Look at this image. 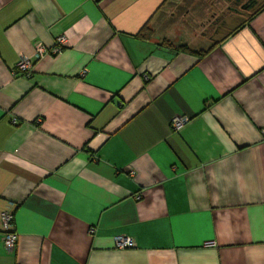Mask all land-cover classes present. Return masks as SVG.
I'll return each instance as SVG.
<instances>
[{
    "label": "crops",
    "instance_id": "0c3cea01",
    "mask_svg": "<svg viewBox=\"0 0 264 264\" xmlns=\"http://www.w3.org/2000/svg\"><path fill=\"white\" fill-rule=\"evenodd\" d=\"M162 3L0 0V264H264V9L217 39Z\"/></svg>",
    "mask_w": 264,
    "mask_h": 264
},
{
    "label": "rangeland",
    "instance_id": "374dc122",
    "mask_svg": "<svg viewBox=\"0 0 264 264\" xmlns=\"http://www.w3.org/2000/svg\"><path fill=\"white\" fill-rule=\"evenodd\" d=\"M253 0H184V3L188 6L190 4L192 8L193 17L182 16L179 13V9H175L173 3H169L165 12H163L158 19L157 28L158 32H165L168 28V24L171 22L170 15L173 11L178 12V22H185L186 24H193L196 27L198 35L221 38L225 33L231 31V28L236 24H240L245 20H248L252 15V10L248 6L251 5ZM256 4L260 6L264 4V0H255ZM258 5V6H259ZM182 7V6H181ZM194 11V13H193ZM186 17V18H185ZM226 17L236 21H231L226 27H219L221 22ZM218 29V32L215 30Z\"/></svg>",
    "mask_w": 264,
    "mask_h": 264
},
{
    "label": "built area",
    "instance_id": "2783aa9c",
    "mask_svg": "<svg viewBox=\"0 0 264 264\" xmlns=\"http://www.w3.org/2000/svg\"><path fill=\"white\" fill-rule=\"evenodd\" d=\"M66 44H67V39L65 36H59L56 39L55 45L51 48H48L44 44H38L35 49V60L38 61L44 59L47 56L59 55L63 51ZM35 60L27 56H23L16 66L15 75L21 74L25 77H31ZM188 122L189 119L186 117H175L171 122V126L174 131L179 132L185 128ZM140 198L141 196L138 195L137 199ZM1 220L3 227L5 228V230H7L4 239V244L8 250H15L19 240V236L17 233L11 230L15 221L14 214H12L11 212H3L1 215ZM89 233L93 235L95 233V228H91L89 230ZM115 243H116V247L122 250L131 249L135 247L134 240L127 236L117 237L115 239Z\"/></svg>",
    "mask_w": 264,
    "mask_h": 264
},
{
    "label": "trees",
    "instance_id": "16d2710c",
    "mask_svg": "<svg viewBox=\"0 0 264 264\" xmlns=\"http://www.w3.org/2000/svg\"><path fill=\"white\" fill-rule=\"evenodd\" d=\"M169 1L170 0H163V3L161 4L160 7H163ZM258 5L259 4H256V1L253 0L252 3H251V5L248 6L250 9H253L252 10L253 13H252L251 17L248 20H251L255 15H257L258 13H260L264 9V4L261 5V6L260 5L258 6ZM236 29L234 31H236ZM232 33H233V31L231 32V34ZM152 35H153V30H152V28L149 27V24H147V25H145L143 27V29L139 32V34L137 36L139 38H141V39H146V38H150ZM162 46H165L167 48H170V49L174 50L175 52H187L189 54H194V55H199V56H202V55H204L206 53V52H200V53L193 52L187 46L175 47V46H173L172 44H170L167 41H164L162 43Z\"/></svg>",
    "mask_w": 264,
    "mask_h": 264
}]
</instances>
